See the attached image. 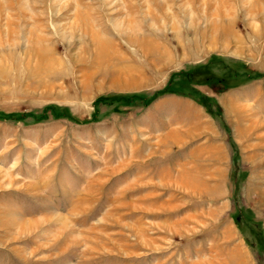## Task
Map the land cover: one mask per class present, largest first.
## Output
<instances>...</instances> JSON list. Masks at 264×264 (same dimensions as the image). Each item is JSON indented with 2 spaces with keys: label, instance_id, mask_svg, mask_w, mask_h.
<instances>
[{
  "label": "rangeland",
  "instance_id": "rangeland-1",
  "mask_svg": "<svg viewBox=\"0 0 264 264\" xmlns=\"http://www.w3.org/2000/svg\"><path fill=\"white\" fill-rule=\"evenodd\" d=\"M0 264H264V0H0Z\"/></svg>",
  "mask_w": 264,
  "mask_h": 264
}]
</instances>
